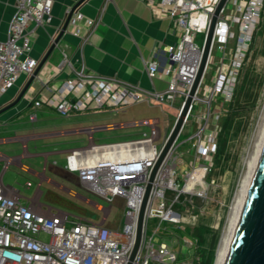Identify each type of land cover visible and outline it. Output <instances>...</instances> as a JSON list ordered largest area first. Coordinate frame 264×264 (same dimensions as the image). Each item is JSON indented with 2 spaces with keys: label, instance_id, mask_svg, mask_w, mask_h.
<instances>
[{
  "label": "built area",
  "instance_id": "2783aa9c",
  "mask_svg": "<svg viewBox=\"0 0 264 264\" xmlns=\"http://www.w3.org/2000/svg\"><path fill=\"white\" fill-rule=\"evenodd\" d=\"M54 1L15 0L16 10L8 23L6 38L0 41V98L21 74L34 73L39 59L32 55L31 26L50 24ZM142 1L154 17L169 18L179 31L174 47L167 51L165 63L161 65L158 58L147 63L148 72L160 70L167 78L165 91H146L117 77L101 75L88 69L82 61L73 63L62 53L58 70L70 68L69 74L56 85L49 86L52 92L49 96L40 93L32 97V105L51 107L61 117L99 109L122 110L150 100L172 107L179 99V109L197 73L211 17L220 0ZM263 3L264 0H227L214 26L204 73L185 120L186 123L199 104L201 112L197 115V128L184 138L185 142L191 143L197 156L206 159L210 165L217 148L220 116L212 102L215 97L231 101ZM95 24L94 19L76 10L66 31L84 40ZM197 34L202 35L200 44L196 42ZM211 69L210 86L199 97L200 87ZM133 124L146 125L147 130H141L135 138L109 143H95L93 133L100 127H87L88 144L68 150L64 158L63 169L75 174L89 192L107 202L115 198L124 201L121 229L105 226L106 216L95 223L60 210H43L41 205L40 209L33 208L19 195L6 193L0 184V264H125L134 242L146 181L166 139L160 134L157 118ZM174 145L152 183L141 246L134 264H148L151 260L174 264L176 261L177 255L171 248L156 244L153 237L146 239L145 233L150 216L170 221L178 218L172 210H166L164 202L165 191L177 188L174 172L168 167ZM162 181H170L171 186H162ZM155 198H160L156 206L153 205Z\"/></svg>",
  "mask_w": 264,
  "mask_h": 264
},
{
  "label": "rangeland",
  "instance_id": "374dc122",
  "mask_svg": "<svg viewBox=\"0 0 264 264\" xmlns=\"http://www.w3.org/2000/svg\"><path fill=\"white\" fill-rule=\"evenodd\" d=\"M262 22L263 17L260 16L258 25L253 33V42L248 49L243 64V67H245L246 64L250 63L249 66L254 75L256 99L253 104L245 105L242 109L239 130L232 133L229 130V135L225 139V149L229 153L225 168L220 173L217 174L216 172L210 176L213 161L210 162V165L206 159L198 157L191 143L184 141V137L186 138L188 135L194 133L197 128V115L201 112L199 104L194 107L192 115L184 124L175 142L172 155L169 158L168 167L174 172L173 179L177 184V188L165 191L164 202L166 210L170 209L174 213H178L179 216L175 221L164 220L160 216H150L145 224V233L146 239L153 237L156 244H165L177 256L179 255V259L176 258L174 264H201V258L203 256L207 257L209 249L212 246L214 251L213 264L218 263L219 257L217 252L220 241L229 227L230 217L233 216L231 208L236 205L237 192L243 183L242 179L244 176L246 177L245 174L248 170L249 160H251L254 150H256L262 125H264V22L263 25ZM201 37V34H197L196 36V42L199 44L201 43ZM242 72L241 74L239 73L238 78H241ZM211 74L212 69L204 78L198 93L199 97L210 86ZM212 104L220 115L218 119L219 130L216 134L217 141L221 123L224 122V119L230 112V107L228 106L229 102H225L219 97H215ZM164 107L161 111L158 107L146 104L129 106L124 109L126 116L124 119L157 117L160 134L162 138L163 136L165 138L173 126L179 109L177 107L175 111L168 114L166 106ZM163 112L167 113L168 116H165ZM119 113H121V110L117 112L111 109L86 111L74 114L69 119H58L55 123L59 124L62 121L61 123L65 128L105 125L110 121L119 120ZM107 126V129L101 128L94 131L93 140L95 143H109L131 139L137 137L141 130H147L146 125H140L141 127H139V125L134 124L130 126L122 124L118 128H113L112 124H107ZM224 136L221 135V139ZM53 141L55 143L49 149L66 151L86 146L88 144V137L87 133L79 132L55 138ZM158 142L156 141V143ZM54 158L57 160V168L52 167V170L62 176L69 175L61 169L64 167L63 154L57 155ZM37 161L39 165L38 169L42 170V158L37 159ZM199 168L203 169L202 178L192 181L190 183L192 189L187 190L188 181L194 179L193 176ZM45 174L53 182L43 181L36 196V200L43 210H60L68 213L70 216L81 217L95 223H99L102 217L106 216L105 226L113 230L121 229L125 210V204L122 199L115 198L112 202L105 201L78 185L74 181L76 180L75 174H71L73 180L57 178L49 172H45ZM164 182L168 181H163L162 186H166ZM34 189L35 187H32L30 190L24 191V196L31 197ZM159 199H154V206L158 204ZM177 229L185 233L181 240L176 234ZM195 233L202 236V243L190 240L191 236ZM214 238L216 239L215 241H213ZM143 253L144 250L142 251ZM148 264L159 263L151 260Z\"/></svg>",
  "mask_w": 264,
  "mask_h": 264
},
{
  "label": "crops",
  "instance_id": "0c3cea01",
  "mask_svg": "<svg viewBox=\"0 0 264 264\" xmlns=\"http://www.w3.org/2000/svg\"><path fill=\"white\" fill-rule=\"evenodd\" d=\"M75 2L76 0H55L50 24L44 27L31 26L32 55L35 58L40 60L45 54L63 23L66 11ZM15 10V0H0V41L6 38L8 23ZM78 11L96 21L89 36L82 40L66 31L20 101L0 112V184L6 193L19 195L23 202L33 208L41 207L36 196L42 182H53L45 172L57 178L73 180L71 174L63 168L61 169L69 175L62 176L52 170V167L57 168L54 157L63 154L65 158L68 151L49 149L55 143L53 140L72 133L85 132L87 128H65L62 121L59 124L55 122L58 119H69L74 114L61 117L51 107L32 105V97H37L40 93L49 96L52 93L49 86L56 85L69 74L70 68L58 70L62 53L67 54L73 63L82 61L88 69L96 73L117 77L146 91L162 92L167 88V78L160 70L156 73L148 72L147 63L158 58L163 65L167 51L175 45L179 31L169 18L154 17L151 9L142 0H86ZM30 76L21 74L18 77L14 86L0 98V109L15 100ZM139 104L158 107L161 111L166 106L151 100ZM179 104L178 99L172 107L166 106L167 113L175 111ZM167 113L164 115L168 116ZM31 114L35 117L31 118ZM119 117V120L97 127L101 129L107 124L130 126L135 121L157 118L124 119V109ZM39 158L43 160L42 170L38 169ZM198 170L203 174V169ZM75 178L77 181H74L84 187ZM32 187H35L33 195L24 196V191Z\"/></svg>",
  "mask_w": 264,
  "mask_h": 264
},
{
  "label": "water",
  "instance_id": "95a60500",
  "mask_svg": "<svg viewBox=\"0 0 264 264\" xmlns=\"http://www.w3.org/2000/svg\"><path fill=\"white\" fill-rule=\"evenodd\" d=\"M85 1L86 0H76V2L69 8L57 35L51 42L45 54L39 60L34 73L20 89L15 100L0 109V112L14 106L20 101L30 83L33 81L38 71L44 65L51 52L55 49L59 40L66 32L71 15L78 10ZM226 1L227 0H220L212 14L197 73L188 89L181 107L178 110L173 126L159 151L158 157L149 172L137 216L134 242L125 264H134L135 258L140 249L146 204L150 195L152 183L158 169L162 165L184 126L190 106L204 73L217 17ZM120 126L121 125H113V128ZM107 127H103V129ZM143 180L144 178H142V181ZM175 215L179 216L178 213H175ZM221 264H264V137L258 143L252 166L245 180L242 197L231 227L228 245L225 248L224 258Z\"/></svg>",
  "mask_w": 264,
  "mask_h": 264
},
{
  "label": "trees",
  "instance_id": "16d2710c",
  "mask_svg": "<svg viewBox=\"0 0 264 264\" xmlns=\"http://www.w3.org/2000/svg\"><path fill=\"white\" fill-rule=\"evenodd\" d=\"M261 16L263 17V22H264V3H263ZM253 38L254 35L252 36L251 44L253 42ZM249 64L250 63H248V65L246 64V66L243 67L244 70L243 68L241 70V72L243 71L241 78H238V83L236 84V87L234 89L233 97L228 104V106L230 107V112H229L230 114L228 113L226 118L224 119V122L221 123V128L217 135V148L215 153L212 155L213 167L210 169V176L212 174H215L216 172L217 174L220 173L225 168L226 166L225 163L229 158V153L225 149L226 148L225 139L227 135H229V130L230 133L237 132L239 130L241 124L240 113L241 111H243L242 109L244 108L245 105L253 104L255 102L256 92L254 90L255 89L254 78H253L254 75L252 74L251 67L249 66ZM221 135H225L223 139H221ZM176 234L178 238L181 240L185 233L177 229ZM190 240H194L196 241V243L203 242L202 236L199 235L198 233H195L193 236H191ZM215 240L216 239L214 238L213 241ZM212 247L209 249V254L207 255V257L203 256L201 258V264H213L214 251ZM177 259H179V255L177 256Z\"/></svg>",
  "mask_w": 264,
  "mask_h": 264
},
{
  "label": "bare ground",
  "instance_id": "6f19581e",
  "mask_svg": "<svg viewBox=\"0 0 264 264\" xmlns=\"http://www.w3.org/2000/svg\"><path fill=\"white\" fill-rule=\"evenodd\" d=\"M264 116V115H263ZM259 133V132H258ZM263 137H264V125H262V131H261V135H260V138H259V136H258V138H259V141H257V145H256V149H257V146H258V143L263 139ZM255 152H256V150H254V154H253V156L251 157V160H249V163H248V170H247V172H246V177L244 176V178L242 179V184L240 185L241 187H240V189L238 190V192H237V196H236V205L233 207V208H231V210L233 211V213H231V214H233V216L232 217H230L231 218V221H230V224H229V227H228V229H227V231L224 233V235H223V237H222V239H221V241H220V245H219V249H218V257H219V260H218V263L217 264H221L222 263V261H223V258H224V251H225V248H226V246L228 245V241H229V236H230V232H231V227H232V224H233V222H234V219H235V216H236V213H237V210H238V207H239V204H240V200H241V197H242V191H243V186H244V183H245V180H246V178H247V175H248V173H249V170H250V168H251V166H252V163H253V160H254V156H255ZM169 173H167L166 175H168ZM202 176H203V174H201L200 172H199V170H197L196 171V174L193 176L194 177V179H190L189 181H188V183H187V186H186V188H187V190H191L192 189V185L190 184L192 181H194L195 179H199V178H202ZM163 183V181L161 182V184ZM165 183V182H164ZM165 185H166V187L167 186H171V183H170V181H168V182H166L165 183ZM177 221V220H176Z\"/></svg>",
  "mask_w": 264,
  "mask_h": 264
}]
</instances>
